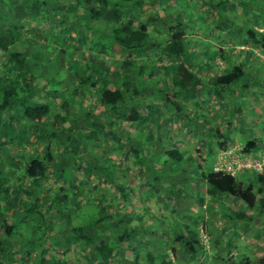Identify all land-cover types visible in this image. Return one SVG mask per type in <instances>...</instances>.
<instances>
[{"label":"trees","instance_id":"16d2710c","mask_svg":"<svg viewBox=\"0 0 264 264\" xmlns=\"http://www.w3.org/2000/svg\"><path fill=\"white\" fill-rule=\"evenodd\" d=\"M152 1L0 0V264H177L176 260H183L182 264H264V245L261 254L252 250L255 242H264V237L252 236L255 232L264 234V170L238 169L232 173L213 169L221 151L238 146L242 154L257 152V140L241 126L242 112L236 107L242 92L257 87L251 85L240 55L237 58L230 52L227 62L221 58L226 63L223 68L215 65L222 47L203 51L200 55L206 59L196 61L190 40L193 34L184 29L178 17L181 14L151 13L146 4ZM207 3L217 13L214 20L221 28L228 19L230 1ZM247 7L264 17V3ZM49 17L57 22L56 35L40 26ZM31 18L36 20L34 25H29ZM71 19L78 27L79 41L84 24H95L89 28L95 35L82 51L89 56L84 60L78 47L69 50L67 41H61V30L71 27ZM98 21L104 25L96 26ZM246 34L248 43L264 52V30L253 27ZM56 43L63 45L53 48ZM245 52L247 57L253 54L251 49ZM105 56L125 67L116 73L104 62ZM253 57L254 62L260 60ZM51 69L58 71L57 76L61 71L65 74L57 84L62 86L60 92L68 94L66 99L49 88L54 82L53 76L49 78ZM154 73L157 82L150 85L145 78ZM89 87L94 92L91 99L96 101L93 112L80 113L77 98L88 95ZM39 90L48 97L39 99ZM204 94L228 102L232 114L225 117V129L216 123L209 126L205 100H200ZM146 102L156 109L144 106ZM184 102L189 105L184 106ZM162 105L168 107L166 115L160 114L163 119L147 113ZM179 124L192 132L197 129V140L204 137L209 157L202 148L184 144ZM234 126H240L250 138L240 142ZM163 127L164 135L147 138L151 129L160 132ZM104 128L120 140L111 136L101 147L122 159L116 161L117 168L130 160L132 168L148 172L149 184L159 183L164 191H158L162 194L154 198L161 199L165 212L152 208L153 196L144 207L130 208L112 198L110 191L109 199L102 195V205L82 203L90 210L87 223L73 222L80 204L75 191L70 196L67 191L70 182L77 183L70 178L75 170L92 179L102 178L98 176L100 165L109 176L105 188H115L119 197L128 200L129 194L113 180L117 172L106 169L100 155L97 159L91 156L88 162L64 159L66 154L82 156V150L93 153L100 141L97 131ZM56 135L62 138L58 147L53 143ZM35 144L44 150L34 149ZM262 151L264 147L258 150ZM148 154L153 161L149 162ZM161 159L164 163L172 160L176 171L158 172L154 163ZM182 163L195 179L187 180L185 172H178ZM49 189L51 194L46 193ZM132 190L130 187V193ZM70 200L69 214L62 203ZM153 214L160 221L151 218ZM216 228L227 229L224 243L212 237ZM200 230L206 233L209 248L203 244ZM201 257L206 260L200 261Z\"/></svg>","mask_w":264,"mask_h":264},{"label":"rangeland","instance_id":"374dc122","mask_svg":"<svg viewBox=\"0 0 264 264\" xmlns=\"http://www.w3.org/2000/svg\"><path fill=\"white\" fill-rule=\"evenodd\" d=\"M229 1L230 3L227 6V13L229 16H228V19H226V24H224L221 28L219 26L218 27L216 26V20L214 19L217 18V13L215 12V10H212L211 8H209L208 6L209 4L207 3V0H171L170 2L167 1L165 3L164 2L159 3L157 0H154L150 3L148 2L146 4V8L151 13H157V12L162 13V11H164L165 14H168L169 12H172L174 17L181 14L178 17L181 18V20L183 21L184 29L188 33L190 32L193 34L192 37H190V40L193 41L192 48L195 50L196 55H197L196 61L198 60L201 61V60L206 59V56L204 54L200 55L203 51L209 49V52H214V51H217L218 48L220 47H222L223 52L221 51L218 52V56H217L218 59L216 58V61L214 62L215 65H217V67H219L220 69L223 68L224 65H226V63L221 58H223L227 62L228 55L230 54V52H233L237 56V58L241 57L240 62L245 65V68H246L245 70H246V73L248 74V79H251V82H250L251 85L253 84L255 87H257L256 89L252 91L246 90L245 92H242L241 94L242 97H239L241 99L240 101L241 103L236 104V107L237 106L240 107L241 112H242L241 126L247 127L249 129L247 130L248 133L252 134L250 137H254L257 140V147H256L257 152L252 155L254 157L258 155L259 153L258 150L264 147V144H262V142L264 141V59H263L264 52L260 51L258 46L252 47L251 43H248L249 39L247 37L246 32L253 27H255L257 31H263L264 30V17L255 11H251L247 7V5L250 4L253 6L255 4L256 6L257 3L260 5H263L264 0H229ZM172 3H174L175 5H172ZM171 7H174V10L171 9ZM51 12L53 13L52 9H51ZM208 16H210L211 20H214V21L211 22V20L208 19ZM255 21H258V24L254 23ZM28 22H29V25L31 24L34 25L36 20L31 18ZM75 23H76L75 20L71 19V27L70 28L64 27L61 30L62 38H63L61 39V41L63 40L67 41L65 42V46H69V48H67L69 50H75L78 47L79 51H81V54L79 57H81V59L84 60L85 57H89V56L82 53V51L86 49L87 43H89L91 36L93 34L95 35V33H93V31H90L89 28L95 26V24L90 23V22L84 24V26L80 29V31L82 32V37H81L82 39L81 41H79L78 39L76 40V38H78V30H76V28L78 27L75 28ZM103 25H104L103 21H98L96 23V26L102 27ZM40 26L43 27L45 30H48L47 31L48 34L49 32H51L54 35L58 34V29L56 28L57 22L51 20V17H49L47 20H43V22L40 23ZM93 39L91 40L93 41ZM57 44L58 43L54 44L53 48H57L61 46L62 43H59L58 45ZM81 45L83 47V50H82V47H80ZM248 49H251L253 53L249 55V57H247V54L245 52V50H248ZM89 55L91 56L92 53L89 52ZM238 55H240V57H238ZM253 55L259 57L260 60H256L254 62L255 57H253ZM104 62L109 64L111 69L112 68L116 69L117 70L116 73H118L120 69H122L124 66L121 63L117 64L116 61L112 63L111 56H105ZM79 65H82V64L79 63ZM57 73L58 71L53 73V69H51V72L49 71V74H51L49 78L51 79L53 76V79H54V82L53 80L50 82L51 85L49 86V88L58 92L62 99L63 98L66 99L68 97V94L64 92L63 93L60 92V90L62 89V86L60 84H57L59 82L60 75L63 74L62 77H64L65 74L63 73V71H61V73L57 76ZM145 80H147L148 84L150 85L156 84L157 73H154L150 77L149 76L146 77ZM110 87H113L112 83L110 84ZM89 88H90L89 91L91 92H89L88 95H81L79 98H77V103L79 104L80 113L88 112V111L93 112V110L91 109L94 108V104L96 103V101L91 99V96L94 94L93 88L91 87ZM68 89L69 90L71 89V85L70 87H68ZM252 92H256V95L247 94V93H252ZM38 94H39L38 96L39 99L41 97H45V98L48 97V94L45 93V91L43 90H39ZM54 96H55L54 94L51 96L52 102L54 101V98H53ZM200 100L203 103H204L203 100H205V106H206L205 110H206V113L209 114V117L211 119V125L209 126H212L213 124L216 123V125L220 129L222 130L223 128L225 129L226 128L225 127L226 126L225 117L232 114V113H229L230 107H229L228 102L223 97L206 96L205 94L201 96ZM70 101H72V99H70ZM183 105L187 106L189 104L184 102ZM144 106L151 107L150 109H153V110L156 109V105L151 104L150 102H146ZM162 106L160 107L159 110L157 109L155 112L149 110L147 111V113H155L154 118L156 120H158L159 117L163 119L164 117L163 116L161 117L160 114H165L168 107H165L164 105L163 106L164 108H163ZM75 109L77 110V106L75 107ZM142 115H143L142 119H145V114L142 113ZM48 118L51 119L52 116H48ZM234 123H237V122H234ZM106 124L109 125L108 123ZM179 129H180V132L178 134L181 136L182 140L184 141V144L187 147H191V149L195 147H200L206 153V156L209 157V153H207V147L204 145V142H205L204 137H203V140L201 141L197 140V137L199 138V135H197L196 137L197 129H194L192 132L190 127L183 125V124H179ZM239 129H240V126H237V127L234 126V131H236L237 135H239V141L240 142L247 141V139H249L250 137L245 135V131L242 133V130L240 131ZM159 131L160 132L156 131L155 129H151V132L149 131L147 134V138L152 140L154 138L157 139V137L162 134L164 135L166 133V127H163ZM121 132H124V131L121 130ZM110 134L111 133H108L107 128L99 129L97 131V135L100 141L96 142L97 147L96 149L94 148L93 153H87V152L85 153L84 152L85 150H82V153H81L82 156L74 155L73 157L72 154H68V155L66 154L64 156V159H66V161L70 159L73 161L75 160L76 162H79V161L88 162V160H90L92 157L97 159L100 155V161L105 164L106 169H114L117 172L116 174L117 176H115L113 180L120 182L121 186H123L124 188L123 192L125 194H129L128 200H125L124 198L119 197V195L117 194L118 190H116L115 188L114 190H111L109 187L105 188V185H106L105 182L109 181L107 179L109 178V176L103 170H101L100 165L97 166L100 169L98 176L102 175L103 176L102 178L97 177V178L92 179L93 177H90L89 175H84L81 172L78 173V170H75L74 172H72L70 178L71 180H74V181L76 180L77 183L70 182L71 186H69L70 184L69 183L68 187L70 188L67 191V194L69 196L71 195L72 192L77 191V194H75L74 192V197H75L76 202L80 204L78 205L80 206V209L78 210V214L73 217V222L87 223L88 219H90L91 217V214H90V210L88 209V207L86 206L83 207L82 203L90 202L89 203L90 206L96 203H100V205H102L104 204V200L101 198L102 195H104L105 198L109 199L110 191L112 192V198L116 199L118 203H122L126 206L128 205L130 208L144 207V205L147 203V200L153 196L151 198L152 200H150L152 204V208L158 212L166 211V207L164 206L161 199L157 200L156 198H154L157 195L160 196L162 193L161 192L159 193L158 191H164V189L160 187L159 183L157 182H156V186H154L153 184H149L150 179H149V175L147 171L142 172L138 170L137 168H132L130 164V160L124 161L123 167L121 164H119V167L117 168L118 165L116 164V161L122 160V159L116 157L112 153H107L105 149L101 147L102 145L101 143H103L102 142L103 140L106 142L111 141V136L112 138H114V140H117V141L120 140L118 136L116 135L110 136ZM58 137L59 135H56L53 138V139H56V141L53 143H56L57 147L59 144L58 141L62 139ZM35 146L32 145L34 149L38 148L40 151L44 150L42 147H39L38 144H35ZM32 147L30 146L31 150H32ZM234 149H237V146H235V148L233 147L226 153L228 154V157H237V156L241 157L243 155L240 153L239 150H235V152H233ZM125 150H127V147ZM56 152L57 151L55 150L54 154H56ZM57 159H59V157H57ZM147 159L149 160V162L150 160L153 161L150 154L147 155ZM154 164L158 166L157 167L158 172L172 173V170L176 171V166H174L175 163H173L172 160H168V162L164 163L163 160L161 159V161L156 162ZM181 166L184 168L185 171L182 169ZM181 166L180 165L178 166V172L179 173L185 172V174H183L184 175L183 177H186L187 180L190 179L191 177L195 179L194 174L191 173V171L188 168H186V164L182 163ZM120 170H122V173H120ZM164 180L162 181L160 180V181L163 182ZM50 183H53V182H50ZM55 184L58 185V183H55ZM76 185H77V188H75ZM151 185H153V190L149 192L150 191L149 187ZM64 186H67V185H64ZM130 187H132L133 193L132 192L130 193ZM90 190L91 192H89ZM48 192L50 193V189L46 193ZM134 192L135 194H137V197H134ZM60 194H62V192H60ZM195 195L196 193L194 194V196ZM83 197H85L86 201L81 199ZM59 201L60 202L63 201V197H61ZM62 205L65 206V212L70 214L71 213L70 209H72L71 200L70 202L67 201V202L62 203ZM242 206L243 205H240V207ZM220 207H218V209L216 210L220 211L221 210ZM218 214L216 217H218ZM151 218L157 221H160V217H158L156 214H153ZM249 233L250 232L248 231V234ZM211 235L213 238H217L223 243L228 238L227 229H222V228H218V229L216 228L213 234L211 233ZM252 236L255 239H258V238L263 239L264 234L255 232L253 233ZM242 240L245 241L246 238H242ZM263 245H264V242H255L252 246V250L255 252V254H261L259 253L261 252L260 247H262ZM140 246L143 247V245H140ZM231 254L234 255L235 253L233 252ZM199 260L204 261L206 260V258L201 257ZM182 262L183 260H176L177 264H182Z\"/></svg>","mask_w":264,"mask_h":264},{"label":"built area","instance_id":"2783aa9c","mask_svg":"<svg viewBox=\"0 0 264 264\" xmlns=\"http://www.w3.org/2000/svg\"><path fill=\"white\" fill-rule=\"evenodd\" d=\"M238 148L239 147L234 149V151L238 150ZM228 151L229 150L221 151L217 154L216 160L213 163V169L215 171L228 170L235 173L238 169H255L257 172H262L264 170V151L254 157L252 154H243L245 156L242 155L241 157H228V154H226ZM200 235L203 244H206V248H209L206 233L200 230Z\"/></svg>","mask_w":264,"mask_h":264},{"label":"clouds","instance_id":"9594fccd","mask_svg":"<svg viewBox=\"0 0 264 264\" xmlns=\"http://www.w3.org/2000/svg\"><path fill=\"white\" fill-rule=\"evenodd\" d=\"M237 147H238V146H237ZM262 152H263V151H262ZM262 152H261V153H262ZM259 154H260V153H258V155H259Z\"/></svg>","mask_w":264,"mask_h":264},{"label":"crops","instance_id":"0c3cea01","mask_svg":"<svg viewBox=\"0 0 264 264\" xmlns=\"http://www.w3.org/2000/svg\"><path fill=\"white\" fill-rule=\"evenodd\" d=\"M264 142V141H263Z\"/></svg>","mask_w":264,"mask_h":264}]
</instances>
